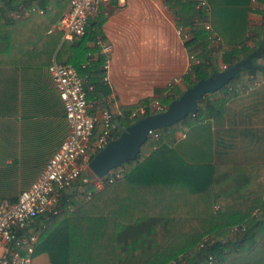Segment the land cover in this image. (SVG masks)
<instances>
[{"label": "trees", "instance_id": "obj_1", "mask_svg": "<svg viewBox=\"0 0 264 264\" xmlns=\"http://www.w3.org/2000/svg\"><path fill=\"white\" fill-rule=\"evenodd\" d=\"M1 1L0 64L14 61L19 64L24 60L46 63L62 40V32L49 35L47 31L61 18L71 0ZM249 1L227 0L222 13L235 12L242 24L237 25L240 32L222 35L226 45L215 52L211 42L212 37L218 35L215 32L218 28L207 23V8L202 9L203 21L196 23L187 0L168 1L178 17L179 26L191 27L192 35L186 39V46L190 54L200 60L197 63L195 58L191 59L190 70L184 77L189 87L223 71L222 63L230 68L255 55L246 35L250 28L246 17ZM23 4L45 11L28 18L9 16L10 10H18ZM233 5H239V11L231 10ZM90 22L83 37L65 40L57 54L59 63L73 64L82 76L88 74L89 82L94 84L93 89L88 90L89 100L111 93L108 82L103 79L104 58L97 44L98 38L104 37L102 25ZM254 29L264 31V23ZM90 41L95 42L96 48L89 45ZM94 51L99 52L98 59H94ZM87 62L89 65L83 68ZM260 75H264L263 66L242 67L218 90L221 98L212 100L205 95L194 113L173 125L157 129L158 138L150 135L135 160L115 168L123 173L117 182L124 179L137 185L138 189L132 191L134 198L129 194L126 197L129 203H113L103 221L95 217L87 223L86 203L74 213L67 211L63 218L59 214L38 216L37 228L40 225L44 228L35 247L34 259L47 253L51 264H168L184 255L189 264H206L208 255L213 253L218 257V264H264V163L193 164L183 157L175 142L177 131L189 128L208 113L221 115V107L243 93L246 86L254 85ZM182 94L183 91L173 89L160 101L169 105ZM142 106L148 107V115L155 113L150 111L149 99L124 106L123 114L115 117V138L141 118L129 116ZM103 126V122L98 123L93 139L102 132ZM10 175L6 169L0 170V198L16 202L20 194L17 197L13 193L16 187ZM71 188L62 191L61 204L65 206L67 198L73 197ZM111 194L114 197L109 196L115 198L117 192L113 190ZM80 195L84 199L80 192L76 195L78 201L84 202ZM242 223L246 228L238 230ZM98 225H104L106 231L109 227V235L105 228L89 231L88 228ZM205 236L211 241L206 248H200Z\"/></svg>", "mask_w": 264, "mask_h": 264}, {"label": "crops", "instance_id": "obj_2", "mask_svg": "<svg viewBox=\"0 0 264 264\" xmlns=\"http://www.w3.org/2000/svg\"><path fill=\"white\" fill-rule=\"evenodd\" d=\"M168 1L113 0L103 6V11H111L110 16L104 18L100 13L91 19V24L101 23L105 39L114 46L108 80L111 93L89 100L91 114L99 118V123H102L101 115L105 110H111L116 117L123 114L124 106L136 105L146 99L150 100L151 106L152 102L169 95L173 89L184 92L189 88L184 77L190 70L192 58L186 39L178 31L181 27L177 23L178 17ZM170 1L173 3L174 0ZM187 1L193 13L192 20L196 23L202 22L205 17L202 14L204 7L209 11L206 21L214 29L218 28L215 32L222 38L221 42H211L214 52L226 45L223 34L240 32L237 25L242 24L241 18L233 11L229 14L221 11L227 0H207V5L202 8H197L198 0ZM69 6L70 3L63 14ZM233 6L231 10L239 11V5ZM248 8L247 25L251 29L246 33L247 42L256 52L251 66L264 67V31L254 29L264 23V3L250 0ZM44 11L38 6L23 4L8 14L19 19L37 12L43 14ZM58 21L48 29L47 34L62 32L56 28ZM184 30L192 35L189 25ZM64 41L62 32L58 48L46 63L24 60L19 64L15 61L0 64V170L12 169L15 177L17 171V174L21 172L23 179H27L22 187L13 191L17 197L38 178L68 135L65 104L49 72L50 65L58 62L57 54ZM89 45L96 48L94 41H90ZM92 54L94 59H98V51ZM175 78L179 82L170 88L169 84ZM256 80H261L262 84L246 86L243 93L229 99L221 107V115L208 113L189 128L177 131L176 147L184 158L193 164L264 163V75ZM251 86L253 89H250ZM208 97L216 100L221 98V93L218 90L210 92ZM85 173L89 181L75 184L78 187L72 186L73 197L67 198L66 206L61 204L60 218L66 217L67 211L70 214L76 212L86 203L87 223L95 217L103 221L113 203H129L126 197L131 194L133 199L132 191L138 189L136 184L124 179L117 182L123 173L116 169L100 177L102 186H98L99 176L90 167ZM107 177H114L115 182H108ZM113 190L117 192L115 198L111 194ZM80 192L85 200L81 195L79 198L84 202L78 201L76 195ZM99 227L98 230L105 228L109 235V227L106 231L104 225L88 229L95 231ZM35 264H51L48 254L38 256Z\"/></svg>", "mask_w": 264, "mask_h": 264}, {"label": "built area", "instance_id": "obj_3", "mask_svg": "<svg viewBox=\"0 0 264 264\" xmlns=\"http://www.w3.org/2000/svg\"><path fill=\"white\" fill-rule=\"evenodd\" d=\"M111 1L113 0H71L69 9L59 19L56 28L63 32L65 40L74 41L83 37L92 18L100 13H103L104 18L110 16L111 11L109 9L103 11V6ZM206 5L207 0H198L197 8ZM206 27L211 28L210 25ZM178 31L185 39L190 38L183 27H179ZM221 39L219 35L212 37V41L221 42ZM97 44L104 58L103 79L108 82L114 46L103 36L98 38ZM191 58H195L197 63L200 62L194 55H191ZM89 62L84 63L83 68H86ZM222 67L224 70L228 68L227 65ZM49 72L65 104L69 125L68 135L38 178L21 191L16 202L0 198V264H35V247L44 228V225L37 228L36 218L40 215L59 214L62 191L75 183L88 182L89 177L85 172L89 169L91 160L115 139L113 132L117 123L115 114L111 110H105L101 115L103 130L93 139L99 118L93 116L90 111L87 94L88 90L93 89V84L89 82L88 74L82 76L73 64L56 61L50 65ZM177 82L179 79L175 78L170 82L169 87H173ZM261 84V80H256L254 83L255 86ZM250 89L253 87L251 86ZM167 108V104L155 100L150 106V111L158 113ZM148 110V107L138 108L129 117L131 119L137 116L145 117L148 115ZM150 135L159 137L156 130H151ZM99 180L98 186H102V178L99 177ZM107 181L113 182L114 177H107ZM245 228V223L237 227L238 230ZM209 241L211 238L205 236L200 242V248H206ZM168 264H189V262L184 255H179ZM206 264H218V257L210 253Z\"/></svg>", "mask_w": 264, "mask_h": 264}, {"label": "water", "instance_id": "obj_4", "mask_svg": "<svg viewBox=\"0 0 264 264\" xmlns=\"http://www.w3.org/2000/svg\"><path fill=\"white\" fill-rule=\"evenodd\" d=\"M251 64L252 57L209 78L199 80L178 99L173 100L165 111L142 117L128 126L119 137L113 139L93 157L89 166L91 171L103 177L124 162L135 160L142 145L148 140L151 130L173 125L194 113L199 101L206 94L220 90L242 67L250 68Z\"/></svg>", "mask_w": 264, "mask_h": 264}, {"label": "rangeland", "instance_id": "obj_5", "mask_svg": "<svg viewBox=\"0 0 264 264\" xmlns=\"http://www.w3.org/2000/svg\"><path fill=\"white\" fill-rule=\"evenodd\" d=\"M10 167H13V166H10ZM8 171H9V173H11L10 176L13 179V182H14V185H15L16 189H18L20 186L22 187L26 183L27 179H23L22 178L21 172H18V174H17V171H16V175L17 176L15 177L14 174H13L14 171L12 169H8Z\"/></svg>", "mask_w": 264, "mask_h": 264}]
</instances>
